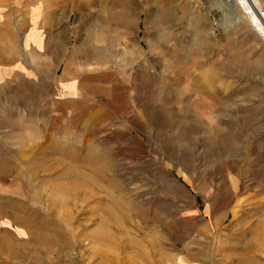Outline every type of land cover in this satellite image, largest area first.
<instances>
[{
  "label": "rangeland",
  "instance_id": "1",
  "mask_svg": "<svg viewBox=\"0 0 264 264\" xmlns=\"http://www.w3.org/2000/svg\"><path fill=\"white\" fill-rule=\"evenodd\" d=\"M4 1L0 264H264L252 15L236 0H65L60 30L32 32L26 0ZM90 73L92 94L59 96Z\"/></svg>",
  "mask_w": 264,
  "mask_h": 264
},
{
  "label": "crops",
  "instance_id": "2",
  "mask_svg": "<svg viewBox=\"0 0 264 264\" xmlns=\"http://www.w3.org/2000/svg\"><path fill=\"white\" fill-rule=\"evenodd\" d=\"M25 5L29 7V11L27 13V20L26 24L28 25V29L33 32V30H42V31H50V30H60V27L65 23V0H40V6L34 3V0H26ZM8 5L4 0H0V9L7 7ZM36 26V27H35ZM8 29L12 31H17L18 26L11 21H8ZM29 36L30 39L33 38V33ZM49 40V39H48ZM47 40V41H48ZM11 39L9 46H16L15 42ZM31 41V40H30ZM49 44V42H48ZM29 47H33V42L28 43ZM26 45V46H28ZM14 54H11V56ZM12 60V59H7ZM14 61H17L16 58ZM77 78H70L63 79L69 81H62L60 86L58 87L57 93H59L61 97H68L72 95H87L92 94V84L94 90L97 87V74H84L81 78V82L76 83ZM89 81V87L84 89L83 83ZM62 86V88H61ZM64 95V96H63Z\"/></svg>",
  "mask_w": 264,
  "mask_h": 264
},
{
  "label": "bare ground",
  "instance_id": "3",
  "mask_svg": "<svg viewBox=\"0 0 264 264\" xmlns=\"http://www.w3.org/2000/svg\"><path fill=\"white\" fill-rule=\"evenodd\" d=\"M229 1V0H228ZM244 8L246 14L252 15L256 29L264 36V14L261 12L257 0H236ZM234 3V0H230ZM252 19V20H253Z\"/></svg>",
  "mask_w": 264,
  "mask_h": 264
}]
</instances>
